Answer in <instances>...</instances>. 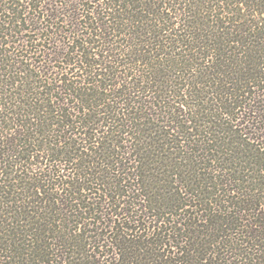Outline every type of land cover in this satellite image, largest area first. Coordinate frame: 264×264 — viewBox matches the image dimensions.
<instances>
[{"label": "trees", "instance_id": "16d2710c", "mask_svg": "<svg viewBox=\"0 0 264 264\" xmlns=\"http://www.w3.org/2000/svg\"><path fill=\"white\" fill-rule=\"evenodd\" d=\"M0 264H264V0H0Z\"/></svg>", "mask_w": 264, "mask_h": 264}, {"label": "rangeland", "instance_id": "374dc122", "mask_svg": "<svg viewBox=\"0 0 264 264\" xmlns=\"http://www.w3.org/2000/svg\"><path fill=\"white\" fill-rule=\"evenodd\" d=\"M207 99H209V98H206L205 100H207Z\"/></svg>", "mask_w": 264, "mask_h": 264}]
</instances>
